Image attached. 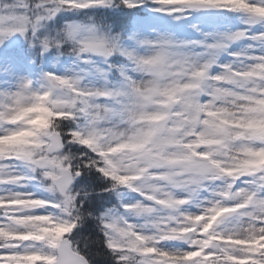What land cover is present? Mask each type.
<instances>
[{
    "label": "snow or ice",
    "instance_id": "snow-or-ice-1",
    "mask_svg": "<svg viewBox=\"0 0 264 264\" xmlns=\"http://www.w3.org/2000/svg\"><path fill=\"white\" fill-rule=\"evenodd\" d=\"M0 66V264H264V0H0Z\"/></svg>",
    "mask_w": 264,
    "mask_h": 264
},
{
    "label": "rangeland",
    "instance_id": "rangeland-1",
    "mask_svg": "<svg viewBox=\"0 0 264 264\" xmlns=\"http://www.w3.org/2000/svg\"><path fill=\"white\" fill-rule=\"evenodd\" d=\"M164 19H168V18L165 17ZM196 19H197V17L195 15H193L191 18V21H197ZM209 21L210 20H206L205 22H209ZM205 22H200V24L197 23V26L200 28L199 32L194 30L193 28H191L189 26L187 27L188 29H186L185 26L181 25V28L179 29L176 36L181 38V39H185V40H199L197 37L191 36L192 33H195L197 36L201 37L200 38V40H201V39H203V37L201 35L202 32L221 33V30L215 29V27H213L211 25V21H210V23H205ZM235 23H236V26H235L234 31H236L237 29L242 28L244 26V17H237ZM217 30H219V31H217ZM209 39H211V38H209ZM252 43H253V41H251L249 39L238 40L237 44L232 48V50L230 52L244 53L248 50V46ZM193 51L201 52L202 49L200 47H196L195 49H193ZM224 59L225 58H223L220 63H225V62L231 61L232 57L230 56V59H225V60ZM51 66H52L51 61H49L48 67L51 68ZM55 70H62L59 64H57L55 66ZM216 70L217 69L214 67L213 71H216ZM28 190H31L30 186H28ZM123 194H124V198L129 199V200H136V199L140 198L137 194L131 193V192H125Z\"/></svg>",
    "mask_w": 264,
    "mask_h": 264
},
{
    "label": "trees",
    "instance_id": "trees-1",
    "mask_svg": "<svg viewBox=\"0 0 264 264\" xmlns=\"http://www.w3.org/2000/svg\"><path fill=\"white\" fill-rule=\"evenodd\" d=\"M78 181H79L78 186H80V187H83V186H85V185L88 184V181L86 179L78 178ZM93 187H95V184L93 185ZM96 191L98 192L99 191V188H96ZM93 195H95V193ZM107 195H108L107 193H101V196H103L105 198H107ZM94 206L99 207L98 202H96L95 200H94ZM111 206H113L112 197L110 198V201L108 203H105L103 205V207L104 208H110ZM101 210H103V209H101ZM92 230H93V224H92V222L91 221H87L86 224L83 227L84 234L87 235ZM97 260L99 261L100 258L97 257Z\"/></svg>",
    "mask_w": 264,
    "mask_h": 264
}]
</instances>
